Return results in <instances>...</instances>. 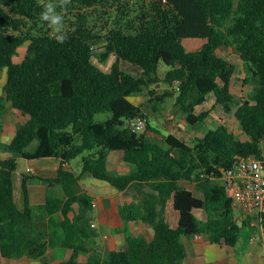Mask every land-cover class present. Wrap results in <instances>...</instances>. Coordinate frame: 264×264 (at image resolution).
<instances>
[{
    "label": "trees",
    "instance_id": "1",
    "mask_svg": "<svg viewBox=\"0 0 264 264\" xmlns=\"http://www.w3.org/2000/svg\"><path fill=\"white\" fill-rule=\"evenodd\" d=\"M48 2L0 0V76L7 71L0 95V134L7 103L25 116L0 147L25 159H61L58 177L43 180L60 183L65 198L48 194L37 208L49 219L45 224L37 221L26 180L24 209L15 202L17 158L1 159L0 254L48 264L47 252L58 242L71 252L63 264H182L188 257L184 237L202 235L222 247L236 246L241 227L225 171L264 148V0H70L86 12L104 4L116 11H104L100 30L80 11L64 31L63 44L39 19ZM187 38L205 43L189 51L183 43ZM101 39L106 44L99 59L116 56L109 72L94 62V45ZM26 42L25 58L17 63L15 56ZM222 47L233 48L245 62L250 75L244 82L253 86L248 97L236 100L232 91L236 64L218 52ZM123 62L133 68H123ZM162 64L168 67L163 72ZM133 96H142L140 106L130 100ZM174 96L195 128L212 113L213 109L198 112L210 96L226 112L236 105L235 116L247 139L223 124L197 136L192 144L173 134L165 143L156 141L148 135L152 127L144 106L159 111ZM101 113L110 117L97 121ZM140 115L148 125L144 131L132 126ZM34 143L37 147L30 151ZM114 151L123 152L125 162L133 166L129 174L109 171L108 158ZM78 157L83 173L134 193L131 203L119 206L125 226L114 235L121 247L108 252L104 262L95 257L97 248L91 242L97 235L90 216L94 198L77 192L79 176L64 168ZM221 179L224 184L217 182ZM185 181L195 183L203 196L181 185ZM170 200L179 214L176 227L164 218ZM199 210L205 220L196 216ZM57 213L62 214L61 221L55 218ZM139 222L154 229L151 241L129 230V223Z\"/></svg>",
    "mask_w": 264,
    "mask_h": 264
},
{
    "label": "crops",
    "instance_id": "2",
    "mask_svg": "<svg viewBox=\"0 0 264 264\" xmlns=\"http://www.w3.org/2000/svg\"><path fill=\"white\" fill-rule=\"evenodd\" d=\"M130 68H133V66L131 65ZM2 80L3 81H1L0 83V95L3 94L4 85L7 81V71H6V76ZM134 97H139L140 101H135L133 99ZM174 97H170V98H174ZM168 99H166V101ZM130 100L137 106H140L143 102L142 96H133L130 97ZM166 101L161 106H163L166 103ZM146 105H148V107ZM146 105L144 106V111L147 115L148 109L151 108V105L150 104H146ZM7 108L11 110L14 109L11 103H7ZM13 115L14 114L12 112L10 118L13 117ZM14 124H16V122L14 121V117H13L10 124L4 125L3 132L0 134V143L8 142L11 139V137L15 134L14 133L9 139L2 137L4 136L5 133H8L9 131L8 127L11 128L10 126L12 125L15 126ZM146 128H148V126ZM155 129L156 128H152V130L148 131V135L152 138H154L153 136H155L153 132V130ZM170 134H173L179 137L180 139H183L184 141L188 142L187 140L176 134L174 131L169 132L168 135ZM37 144L38 143H34L31 146L30 151H33L37 147ZM0 150L2 151V148H0ZM11 156L16 157L18 161V169L13 174V190H14L15 202L19 208L24 209L25 195L23 191V182L24 180H26L28 185V192H29V202L30 205L34 208L36 214V220L41 222L42 224H45L48 221L49 217L42 209H38L37 207L44 205L46 203L48 194H51L56 198H65V191L60 183L55 182L49 184L43 180V179H56L58 177V170L61 165V159L56 157L25 159L18 154L12 155L10 153L3 152L2 154H0V160L9 158ZM71 161L66 163L64 165V168L65 170L73 171L77 176H79V180L75 186L76 190L79 188L77 192L80 193L84 191L88 192L94 198V204H96L94 211L90 213V216L92 217V222H93L92 225H95L93 228L96 230L97 235L93 240H91V242L93 241V244L98 249V246H100L99 238L101 240L109 239L111 241L110 244L111 248L109 251H113L117 248H120L121 240L118 236L114 235L116 229H120L125 226L119 214V206L121 204L131 203L134 200V193L132 194L130 190H126V191H118V193H112L110 195L105 194L102 196H98V195L94 196L89 191L84 189L81 180L84 174L83 170L81 173L82 175L78 174L74 170ZM132 168L133 167H131V165L125 162L123 152L114 151L110 154L108 158V169L112 174L126 175L133 170ZM31 169L32 171H30ZM181 185L192 188L195 194L197 193L200 195L199 197H202L201 194H203V191L195 183L185 181L182 182ZM196 187H198L199 189H196ZM236 217L240 218L238 222L242 218L243 225L248 226V222L244 220L242 211H241V216H238L236 213ZM55 218L58 221H61L63 219V216L61 213H57L55 214ZM164 218L173 227L177 226L179 220V214L174 209L173 202L171 200L167 203L164 212ZM200 219L202 220L206 219L205 213L202 215ZM128 228L134 233L145 237L148 241H151L154 238V229L151 226L145 224L144 222H139L137 224L129 223ZM253 235H254V231H252V233H250L249 235L250 244L247 246L248 248L246 247L247 248L246 252H241L242 250L237 249L239 242L237 243L236 246L233 247L232 246L222 247L218 244L211 243L207 238V236H202V238L199 240H196L194 236L189 238L184 237L182 241L187 247L188 257L184 260L182 264H239L238 263L239 260L237 256L241 257L240 253L249 256L246 258V264H248L247 261L249 260L251 261V263L254 264L256 263L264 264V242L261 240V238H258L255 242H252L251 238ZM56 244H58V242H56L53 246H50V248L57 247L56 249H59L60 248L59 245ZM255 245H257V247H254ZM48 253L49 250L47 254ZM239 259L242 260V257ZM36 260H40V259H36ZM31 261L33 260L27 258L10 259L0 254V264H30ZM46 262L50 264L48 260Z\"/></svg>",
    "mask_w": 264,
    "mask_h": 264
},
{
    "label": "rangeland",
    "instance_id": "3",
    "mask_svg": "<svg viewBox=\"0 0 264 264\" xmlns=\"http://www.w3.org/2000/svg\"><path fill=\"white\" fill-rule=\"evenodd\" d=\"M134 3L137 0H133ZM52 3H58V0H51ZM105 5V6H104ZM104 5H99L98 7L96 6L95 8H92L90 10L83 9L81 10L79 7H76L69 3L68 5L65 6V9L63 10V16H64V22H63V32L68 28L70 24L71 19H75L76 14L79 13L80 11L83 13L88 14V20L91 26H96L98 30H100L104 20V11H116L115 6H111L110 4H104ZM110 8V9H109ZM56 11L59 13L61 12V8L57 7ZM106 32L102 33V35H105ZM185 47L189 51H196L199 50L202 45L205 43V40L202 39H195V38H187L184 39L183 41ZM106 44L105 39H101L98 41L95 45L94 48L96 49V56L94 57V62L97 64L101 69H103L106 72H109L116 61V56L111 55L108 60L106 61H101L99 59V54L103 52V47ZM29 46V42H26L24 45H22L19 48L18 54L15 56V62L20 63L23 61L25 58V55L27 53V48ZM218 52L224 56L225 58L233 61L236 64V76L233 80V86H232V91L236 97V100H240L242 97H248L250 93L253 90V86L250 84H246L244 80L246 77L250 75V72L248 71L245 62L240 58V56L235 53L233 48H227V47H222L218 50ZM123 68H129L131 69V65L128 62H123L122 63ZM168 67L164 64L161 66V71L167 70ZM6 76V70L4 69L1 78H0V83L3 81L2 79ZM135 101H140L139 97H134L133 98ZM214 98L213 96L209 97V101L205 103L203 106L198 108V112L203 111V110H212L211 115L209 118L206 120L204 125L200 128H195L191 126L187 121L185 115L179 110L177 104H176V97L174 98H169L166 103L159 107V111H154L152 107L148 109V118H149V126L152 128H156L153 130L154 132V139L160 143H165V139L168 136L169 132H175L185 140L189 142V144H192L193 141L197 136L202 137L204 133L209 130V129H214L220 125H226L231 131H233L239 138L246 140L247 135L243 132L236 116H235V110L237 108L236 105H233V110L230 112H226L225 109L222 106H215L214 105ZM148 107V105H146ZM214 106V107H213ZM12 112L14 115V121L16 124L15 126H10L11 128L8 127L9 131L8 133H5L3 138L9 139L19 128V126L24 122L25 116L19 112L16 111L15 109H6L5 114L3 116V126L6 124H10L12 121V118L10 116L12 115ZM110 117L109 113H101L96 115V120L97 121H104L107 118ZM161 122V123H160ZM163 124V125H161ZM148 125L146 124V127ZM168 130V131H167ZM78 143L81 142V137L77 138ZM1 148V147H0ZM5 152L4 150H0V154ZM74 170L78 173L81 174L83 167H82V158L78 157L74 160L71 161ZM133 167V166H131ZM134 169V168H132ZM82 175V174H81ZM82 184L84 186V189L89 191L91 194L94 196H102L105 194H112V193H118V189L115 188L112 184L96 179L94 178L90 173H84L82 176ZM219 184H224L225 180L221 179L217 181ZM79 189V188H78ZM77 189V190H78ZM196 189H199L196 187ZM133 194V192H132ZM197 194V193H196ZM203 196V194H201ZM197 196H200L197 194ZM204 211H196V216L201 218ZM236 213L238 216H241V211L239 209L236 210ZM239 220L240 218L237 217ZM239 225L241 227V233H240V239L239 243L237 246V249L242 250L241 252H246L247 251V246L250 244V233H252V229L249 226L243 225L242 218L239 221ZM109 235V234H108ZM99 243L100 246H98V249L95 251V257H98L100 261L104 262L107 259V254L110 252L111 248V241L109 239L107 240H101L99 238ZM247 243V244H246ZM251 246V245H250ZM247 247V248H246ZM254 247H257L255 245ZM57 248V247H56ZM55 247H51L49 249V253L47 254L46 258L50 264H63L65 263L71 256V252L67 251L66 249H56ZM242 260L239 259L241 258L240 256L238 257L239 264H246V258L249 257L246 254L240 253ZM248 264H254L251 263V261H247ZM30 264H42L40 260H33L30 262ZM257 264V263H256Z\"/></svg>",
    "mask_w": 264,
    "mask_h": 264
},
{
    "label": "built area",
    "instance_id": "4",
    "mask_svg": "<svg viewBox=\"0 0 264 264\" xmlns=\"http://www.w3.org/2000/svg\"><path fill=\"white\" fill-rule=\"evenodd\" d=\"M179 84L176 81L177 89ZM135 125L138 131H144L146 119L138 116ZM225 179L228 181L235 208L242 211L244 220L254 231L251 241L261 238L264 242V148L259 154L249 155L233 168L226 170ZM194 238L199 240L202 235H194Z\"/></svg>",
    "mask_w": 264,
    "mask_h": 264
},
{
    "label": "clouds",
    "instance_id": "5",
    "mask_svg": "<svg viewBox=\"0 0 264 264\" xmlns=\"http://www.w3.org/2000/svg\"><path fill=\"white\" fill-rule=\"evenodd\" d=\"M69 3L70 0H58V3H52L49 0L48 3L44 4L43 11L39 15V19L47 23L48 27L52 29V35L61 44L66 40V35L63 32L64 16L62 13ZM57 7L61 8V12L56 11Z\"/></svg>",
    "mask_w": 264,
    "mask_h": 264
},
{
    "label": "water",
    "instance_id": "6",
    "mask_svg": "<svg viewBox=\"0 0 264 264\" xmlns=\"http://www.w3.org/2000/svg\"><path fill=\"white\" fill-rule=\"evenodd\" d=\"M132 126L134 127L135 126V123H132Z\"/></svg>",
    "mask_w": 264,
    "mask_h": 264
}]
</instances>
